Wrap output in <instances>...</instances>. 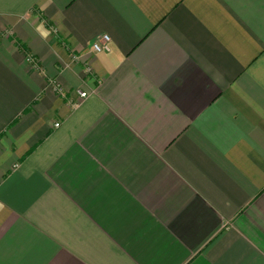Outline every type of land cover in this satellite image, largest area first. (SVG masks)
Returning <instances> with one entry per match:
<instances>
[{
	"label": "crops",
	"instance_id": "0c3cea01",
	"mask_svg": "<svg viewBox=\"0 0 264 264\" xmlns=\"http://www.w3.org/2000/svg\"><path fill=\"white\" fill-rule=\"evenodd\" d=\"M0 206V264H264V0H0Z\"/></svg>",
	"mask_w": 264,
	"mask_h": 264
},
{
	"label": "built area",
	"instance_id": "2783aa9c",
	"mask_svg": "<svg viewBox=\"0 0 264 264\" xmlns=\"http://www.w3.org/2000/svg\"><path fill=\"white\" fill-rule=\"evenodd\" d=\"M110 40H111V38L108 35H104L102 37L101 41L96 42V43L93 44V47H92L93 52L100 53V52L109 50L108 43L110 42ZM91 70H92L91 67H88L87 68V71L88 72H91ZM53 86H54V89L56 90V92L59 95H61V96L64 95V88L59 83L54 82V85ZM79 95H80V98H86V97H88V93L83 92V91H79ZM74 105L76 106L77 103H75Z\"/></svg>",
	"mask_w": 264,
	"mask_h": 264
},
{
	"label": "clouds",
	"instance_id": "9594fccd",
	"mask_svg": "<svg viewBox=\"0 0 264 264\" xmlns=\"http://www.w3.org/2000/svg\"><path fill=\"white\" fill-rule=\"evenodd\" d=\"M0 207H2V206H0Z\"/></svg>",
	"mask_w": 264,
	"mask_h": 264
}]
</instances>
